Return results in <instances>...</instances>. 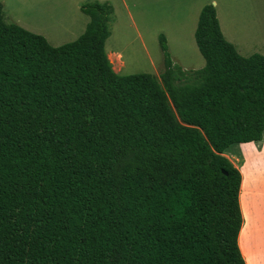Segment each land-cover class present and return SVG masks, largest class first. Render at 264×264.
I'll use <instances>...</instances> for the list:
<instances>
[{
    "label": "trees",
    "instance_id": "obj_1",
    "mask_svg": "<svg viewBox=\"0 0 264 264\" xmlns=\"http://www.w3.org/2000/svg\"><path fill=\"white\" fill-rule=\"evenodd\" d=\"M80 10L83 32L54 46L0 2V264H246L241 174L223 153L264 140V54L241 55L207 3L201 68L159 34V77L119 74L113 6Z\"/></svg>",
    "mask_w": 264,
    "mask_h": 264
},
{
    "label": "rangeland",
    "instance_id": "obj_2",
    "mask_svg": "<svg viewBox=\"0 0 264 264\" xmlns=\"http://www.w3.org/2000/svg\"><path fill=\"white\" fill-rule=\"evenodd\" d=\"M88 1L95 0H0L6 23L40 33L54 46L83 32L88 16L80 6ZM97 1L113 6L105 50L115 73L145 72L159 77L164 68L159 34L166 37L174 63L186 70L201 68L205 60L194 40L193 19L207 3L217 5L222 33L241 55L264 54V0ZM116 54L117 60H112ZM233 162L236 166L237 159Z\"/></svg>",
    "mask_w": 264,
    "mask_h": 264
},
{
    "label": "crops",
    "instance_id": "obj_3",
    "mask_svg": "<svg viewBox=\"0 0 264 264\" xmlns=\"http://www.w3.org/2000/svg\"><path fill=\"white\" fill-rule=\"evenodd\" d=\"M216 13L221 25L217 9ZM198 15L193 19V35ZM223 154L232 162L237 159L236 166L241 174L238 194L242 214L238 232L240 252L246 264H264V140L260 144L249 141L231 145Z\"/></svg>",
    "mask_w": 264,
    "mask_h": 264
},
{
    "label": "bare ground",
    "instance_id": "obj_4",
    "mask_svg": "<svg viewBox=\"0 0 264 264\" xmlns=\"http://www.w3.org/2000/svg\"><path fill=\"white\" fill-rule=\"evenodd\" d=\"M112 59H113V60L115 59V55H114V57H112Z\"/></svg>",
    "mask_w": 264,
    "mask_h": 264
}]
</instances>
